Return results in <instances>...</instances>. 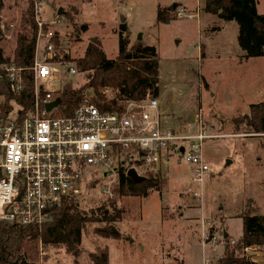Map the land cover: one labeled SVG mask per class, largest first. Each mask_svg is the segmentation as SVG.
<instances>
[{"label": "rangeland", "instance_id": "1", "mask_svg": "<svg viewBox=\"0 0 264 264\" xmlns=\"http://www.w3.org/2000/svg\"><path fill=\"white\" fill-rule=\"evenodd\" d=\"M27 1L3 0L1 25L6 32L1 45L6 55L15 47L16 27ZM103 1H43L39 17L47 22L57 19L52 28L61 54L74 61L96 37L106 56L113 58L119 25L125 22L130 44L140 37L144 45L156 49L161 121L190 134L197 132L200 121L210 132L224 136L202 143L211 171L201 186V202L185 195L189 166L175 156L161 171V192L152 191L145 198L107 196L102 188L110 179L117 182L115 174L103 176L102 168L89 167L78 207L89 212L104 206L111 213L107 199H113L122 210L121 221L111 223L119 239L95 233L104 223H88L77 257L63 246H47L40 250L39 264H92L88 254L97 247L108 249L109 264H203L205 260L218 264L225 240L232 247L241 235L243 214H264V134L235 132L230 123L231 118L248 113L249 104L264 100V57L241 60L236 22L202 11L204 0H158L176 4L175 18L165 22L156 21L157 0ZM71 6L80 12L73 13ZM255 6L256 13L264 15V0H255ZM180 8L183 15H178ZM84 23L86 31L80 29ZM85 75L63 77L60 72L53 81L40 82L44 88L56 89L64 82L75 88L85 82ZM12 105L16 112L17 105ZM202 231L209 239L205 247ZM256 262L264 264V260Z\"/></svg>", "mask_w": 264, "mask_h": 264}, {"label": "built area", "instance_id": "2", "mask_svg": "<svg viewBox=\"0 0 264 264\" xmlns=\"http://www.w3.org/2000/svg\"><path fill=\"white\" fill-rule=\"evenodd\" d=\"M43 1L33 0L32 4L36 24L31 66L33 108L21 119L16 113H10L0 125V221L42 224L48 219L50 208L64 198L82 193L89 167H100L117 178V169L123 165L143 176L147 170L161 172L173 156L189 166L185 195L201 202V186L211 171L202 143L223 134L210 132L200 121L197 132L182 133L161 121L157 98L146 95L140 100L121 99L116 95L117 90L110 87L100 90L105 97L101 107L91 101L93 93L88 90L85 99L69 116L60 114L57 105L45 109L54 100L55 91L66 82L52 89L44 88L40 81H53L60 72L63 77L79 72L74 62L60 57V46L54 44L55 38L59 42L52 28L57 19L48 22L40 19ZM183 11L180 8L178 15H183ZM1 28L5 33L3 25ZM1 67L9 90L17 94L23 85L22 67L14 64ZM41 89L42 98L39 97ZM116 184L110 179L102 192L113 196ZM201 236L205 247L209 239L204 231ZM203 264L210 261L205 260Z\"/></svg>", "mask_w": 264, "mask_h": 264}, {"label": "trees", "instance_id": "3", "mask_svg": "<svg viewBox=\"0 0 264 264\" xmlns=\"http://www.w3.org/2000/svg\"><path fill=\"white\" fill-rule=\"evenodd\" d=\"M32 4L33 0H28L27 6L21 12L16 27L15 47L11 55H6L1 45L4 40L1 28L4 3L0 0V125L10 113H16L17 118L21 119L33 108L34 80L31 66L36 24ZM175 7L173 4L157 5L156 21L174 19ZM70 10L73 13L78 12L74 6ZM201 10L223 20L236 22L237 43L243 51L241 60L264 57V15L256 13L255 0H204ZM69 19L70 22L73 21V16H69ZM87 28L85 23L80 27L82 31ZM54 44L59 45L57 38L54 39ZM58 52L63 60L74 62L79 73L86 74L82 85L74 88L66 82L53 94L54 99L60 100L57 110L62 115H71L76 106L85 99V92L88 90L93 93L91 101L99 107L105 100L100 91L104 87L117 90V97L127 100H140L146 95L157 98L159 95L156 49L139 40L130 44L125 22L119 25L118 49L113 58L106 56L96 37L89 39L83 55L74 61L68 55H62L61 49ZM4 64H14L23 69V85L17 94L9 90L5 81L1 67ZM43 96L41 89L39 97ZM12 103L17 105L16 112L13 111ZM230 123L235 132L242 130L244 133L264 134V100L249 104L248 113L231 118ZM127 168L123 165L118 167V181L113 188V196L145 198L152 191L161 192L163 189L164 180L159 170H147L142 181L134 182L127 176ZM80 197L81 194L78 197L64 198L59 205L49 209L48 219L40 225H18L0 221V264H39L40 250L47 246H63L66 252L77 257L81 233L88 223H104L103 229H96L95 233L102 238L119 239L120 233L111 225L122 219V210L116 207L115 201L107 199L111 213L104 206L86 212L78 207ZM252 246L264 247V214H243L241 235L232 247L225 240L218 264H258L244 254L245 249ZM88 258L92 264H109L108 249L97 247L88 254Z\"/></svg>", "mask_w": 264, "mask_h": 264}, {"label": "crops", "instance_id": "4", "mask_svg": "<svg viewBox=\"0 0 264 264\" xmlns=\"http://www.w3.org/2000/svg\"><path fill=\"white\" fill-rule=\"evenodd\" d=\"M85 1H87V2H90V3H92L93 2V0H85ZM101 1V3L102 2H104L103 0H100ZM158 1V0H157ZM131 4H134V2L133 1H131ZM157 5H160V6H168V5H171V3L170 2H168V3H161L160 1H158L157 2V4H156V6ZM176 5V4H175ZM70 6V5H69ZM185 7V6H184ZM79 12H80V10H78ZM129 31V30H128ZM131 33H130V31H129V38L131 39ZM138 40V39H137ZM188 176H189V169H188V171H187V175H186V180H187V178H188ZM121 221V220H120ZM251 251H253V252H251ZM245 254H246V256H248L249 254H253V255H255V259L253 258V257H250L249 259L250 260H252V261H254V262H256V261H258V260H264L263 259V254H264V248L263 247H261V246H252V247H248V248H246L245 249ZM252 256V255H251ZM256 263H258V262H256ZM258 264H260V263H258Z\"/></svg>", "mask_w": 264, "mask_h": 264}, {"label": "water", "instance_id": "5", "mask_svg": "<svg viewBox=\"0 0 264 264\" xmlns=\"http://www.w3.org/2000/svg\"><path fill=\"white\" fill-rule=\"evenodd\" d=\"M176 5L173 4V7H175ZM58 14H61L62 13V9L59 8L58 9ZM137 39H140V37H138ZM60 102V100L58 98L54 99L53 101L49 102L46 106H45V109L46 110H50L51 108L55 107L56 105H58V103ZM180 151L182 152L183 151V148L181 147L180 148ZM106 172L103 173V176H106ZM127 176L132 179L134 182H140L144 179V176H141V175H138L136 173V171L133 169V168H129L126 172Z\"/></svg>", "mask_w": 264, "mask_h": 264}]
</instances>
